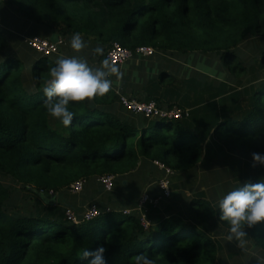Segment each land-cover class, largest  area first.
<instances>
[{
  "label": "trees",
  "instance_id": "trees-1",
  "mask_svg": "<svg viewBox=\"0 0 264 264\" xmlns=\"http://www.w3.org/2000/svg\"><path fill=\"white\" fill-rule=\"evenodd\" d=\"M3 3L14 6L26 20L44 26L46 33H57L62 40L61 53L66 41L79 33L92 41L93 49L103 48L102 55L93 52L98 61L118 43L133 52L140 46H152L162 60H167L164 55L196 54L208 63L216 61L235 83L250 69H264V0ZM5 34L1 26L0 264H88L91 257L82 258L83 251L99 247L105 249L106 264H135L141 253L150 255L155 264H216L219 245L207 232L209 225L216 220L230 229L219 218V200L214 206L199 193L189 198L187 217L149 218L148 227L143 226L137 211L124 215L118 208L106 210L98 205L102 213L74 225L66 220L64 208L8 212L12 192L1 177L11 178L25 191L52 204L56 203L53 197L77 180L115 175L118 182L143 159L160 161L174 173L192 172L205 156L213 159V148L206 142L209 133L235 153L264 154V79L246 89L238 113L227 118L205 117L210 125L206 132L191 120L194 110L190 109V119L175 120L148 118L125 108L126 112L118 111L119 95L113 82L103 96L70 103L74 118L65 127L59 120L51 122L43 92L51 79L49 68L61 58L60 49L48 56L22 57L12 51ZM250 47L259 54L256 67H250L244 55ZM153 57L151 62H139V69L151 67ZM149 81L148 95L138 100H152L160 107L166 93L180 90L182 85L166 68H158ZM174 104L185 107L178 102L169 106ZM260 175H237L231 190L245 182L264 183V175ZM243 230L254 247L264 252V221L253 227L245 225Z\"/></svg>",
  "mask_w": 264,
  "mask_h": 264
},
{
  "label": "rangeland",
  "instance_id": "rangeland-1",
  "mask_svg": "<svg viewBox=\"0 0 264 264\" xmlns=\"http://www.w3.org/2000/svg\"><path fill=\"white\" fill-rule=\"evenodd\" d=\"M1 26L4 27L6 32L5 35L10 42L12 51L16 55L23 57V55L35 56L38 54L29 47L27 41L32 35L44 37L46 28L26 20L14 6L5 4L2 0H0V27ZM84 41L87 43V47L84 48L82 52H76L72 49V53H78L79 56L77 55V57L86 59L89 66L93 67L90 65V61H98L97 56L93 54V47L92 44L90 45V41L87 39H84ZM244 55L248 65L250 67H256L254 64L257 63L259 57L257 50L250 47L244 51ZM51 57L53 59H58L56 55ZM154 58L160 60V53L157 52L152 59ZM169 58L171 60H169ZM190 58H192L193 61L189 63L190 68L185 67L186 70L189 69L186 74L182 61H184L183 59L187 61V57L170 55L167 57V60L161 59L162 63H167L166 70L169 72L171 71V74L175 76L176 80L182 81L180 90L175 89L172 92L166 93L167 95L162 102L164 104H162L163 107H168L170 102L190 99L196 91H203V93L201 92V96H203L204 101H207L209 104L208 107L206 106V108H208V116L227 118L233 115V113H238L240 111V105L243 104L242 102L246 99L245 93L238 91L237 88L246 85L247 82H258L264 79V69L254 68L252 70L250 69L247 74L242 75V79L239 80L238 83L236 82V84L230 76L226 75L222 68H218V63H216V61L212 62V65L209 66L212 67V70H218V73L212 72L211 74V70H209L208 74H211L212 78L208 77V80L200 79L199 77L197 78L199 75L195 74L196 71L194 69L198 65L196 66L193 62L197 64L203 62L201 59L200 61L198 60L199 56L196 54L190 55ZM101 62L102 61H98V63H100L99 66H101ZM165 79L168 80V77H165ZM57 120L56 118H52L51 122L55 123ZM191 120H195L197 125L200 126L199 129L201 131L206 132L210 127V125H208V118L207 120H203L195 110L194 113H192ZM206 142L208 146L213 148L211 152V154L214 155L213 159L209 160L207 159L208 157L206 158L205 156L194 171L188 173H174L172 175V178L174 179V177H176V179L172 180L171 196L167 199H163L161 204L156 207L165 210L163 215L181 214L187 217L188 212H190L188 200L189 198L199 195V193L216 206V202L220 200L224 194L231 191L234 178L237 175L243 172L249 173L252 177L256 178L261 177L260 174L264 175V165L256 163L255 166H253L252 154L248 156L233 152L222 142L215 141L211 133L208 134ZM159 172L161 174L159 173L157 176L154 175L152 182H155L158 177L161 178V175L163 177V172ZM131 175L132 174L128 176L130 181L128 186L124 188L113 187L111 192L105 194L100 193L97 182L90 179L86 182L84 190L80 194L73 195L65 191L57 197H53L56 203L52 204L48 202L46 204L44 200L38 198L29 191H25L20 184L9 177H1V179L9 186L12 192V197L7 204V211L12 213L25 210H42V208L46 209V207L61 211L71 203L78 204V206H80L79 208L83 205V207H85L93 202L102 207V201H110L109 204L113 205L111 200L123 201V205L118 207L121 210L125 208L123 206L134 210L133 208L135 207L131 206L129 201L131 198L133 200L137 193L147 185H145V181L141 182L138 176L131 177ZM48 198L50 199V197ZM110 208L113 207H109L106 210ZM148 214L149 212H146L147 218ZM207 232L219 245L216 264H264V252L254 247L247 235L240 240H236L235 238L228 240L229 230L216 220L210 223Z\"/></svg>",
  "mask_w": 264,
  "mask_h": 264
},
{
  "label": "clouds",
  "instance_id": "clouds-1",
  "mask_svg": "<svg viewBox=\"0 0 264 264\" xmlns=\"http://www.w3.org/2000/svg\"><path fill=\"white\" fill-rule=\"evenodd\" d=\"M70 47L80 52L87 47V43L79 33H75L71 37ZM93 52L102 55L103 48L97 46ZM48 71L51 79L43 89L44 103L49 114L65 127L74 118V113L69 110L70 103L103 96L112 87L109 77L115 75L119 78L122 75L119 68L108 58L103 59L100 67L93 68L86 59L77 56L59 58ZM252 160L253 166L256 163L264 165V154L253 153ZM218 203L219 218L230 225L227 239L240 240L246 235L243 226L253 227L264 221V183L245 182L241 187L224 194ZM104 251L103 247L95 251L85 249L82 258L91 257L88 264H106ZM135 264H155V261L150 255L141 253L136 256Z\"/></svg>",
  "mask_w": 264,
  "mask_h": 264
},
{
  "label": "built area",
  "instance_id": "built-area-1",
  "mask_svg": "<svg viewBox=\"0 0 264 264\" xmlns=\"http://www.w3.org/2000/svg\"><path fill=\"white\" fill-rule=\"evenodd\" d=\"M62 40L59 39L61 44ZM29 47L36 53L48 56L59 52V48L56 43L51 42L48 38L39 35L31 36L27 41ZM156 50L152 46H140L134 52L121 46L118 43L108 49L106 58L115 65H123L132 60L134 56L148 57L155 54ZM118 101L120 105L126 110L140 114L148 118H160L167 120L183 119L190 115L188 108L181 107L177 104L168 107H160L155 101H140L135 98H130L125 95H119ZM153 165L157 167L159 171L164 173L157 181L158 188L162 194L156 197L150 196L148 193H143L135 203L134 210L124 208L121 210L122 214L130 215L132 212L137 211L140 215L141 223L144 227H148L149 220L146 216V208L159 206L163 199H167L171 196V176L174 171L160 161H153ZM115 175H103L96 179L99 188L104 192H111L114 187ZM87 180H77L70 184L67 188V192L73 195L79 194L83 191ZM52 194V192H50ZM102 213L101 209L96 203L88 204L84 210L78 214L72 206L64 208V215L66 220L74 225L81 224L86 221H90Z\"/></svg>",
  "mask_w": 264,
  "mask_h": 264
},
{
  "label": "crops",
  "instance_id": "crops-1",
  "mask_svg": "<svg viewBox=\"0 0 264 264\" xmlns=\"http://www.w3.org/2000/svg\"><path fill=\"white\" fill-rule=\"evenodd\" d=\"M49 35L50 34L45 32L44 37L48 38ZM70 40L66 41L64 48H63L64 50L62 53H61L62 49H60L59 56L71 57L72 55H75V56L78 55V53H76V54L72 53L73 50L71 47H69L70 46L69 45ZM89 43L91 45L92 41H90ZM82 51L83 50H81L80 52H82ZM153 56L154 55L149 56V57H137V58H134V60L132 59L123 65L117 66L119 68L120 72L122 73V75L119 78H117L114 75V77H112L111 80L114 83L113 88L115 89V92L118 95H125V96H128L130 98H135V99H138L139 97H142V96L146 97V95H148L146 84L147 83L149 84V82H150L149 80H150V78H152V73L156 72L158 70V68H162V69L166 68L165 66L167 64L166 62L162 63L161 59L157 60V58L156 59L154 58V59H152L153 65L151 67L147 66L145 69H142V70L139 69V66H138L139 62H141V61L144 62L146 60H148L147 62H151L150 57H153ZM164 57H168V56L164 55ZM142 58H143V60H142ZM200 59L202 60L203 63L197 64V63L193 62V64H196V66L198 65L197 67H199V68H197V67L194 68L196 73L193 72V73L199 75V76H197V78L199 77L200 79H207L208 80V77L212 78V75H211L212 72L218 73V71L216 69L212 70L211 69L212 67L209 66V65H212L211 64L212 62L208 63L203 58L199 57L198 60L200 61ZM169 60H171V59L169 58ZM183 60H184V61H182L183 68H185V67L190 68L189 63H190V61L192 62L193 59L190 58V56H188L187 61L185 59H183ZM99 64L100 63H98V61H95V62L90 61V65H92L94 68L100 67ZM188 70H186V68H185V74L187 73ZM209 70H211L210 75L208 74ZM170 73H171V71H170ZM254 83H256V81L247 82L246 85L238 87L237 90L245 92L246 89H248L250 87V85H252ZM201 92L203 93V91H200V92L196 91L194 93V95L191 96L190 99L179 100L178 103L182 104L186 108L188 107V109H190V110H195V112L204 120L205 117L208 116V108H206V106L208 107L209 104L207 101H204L203 96H201ZM119 106L121 107L120 103H119ZM120 107L118 108V111L126 112V110H124L123 107H122L123 110ZM159 173H160L159 170L157 169V167L155 165H153V162L143 159V160H140L138 162L137 167L133 171H131L130 173L122 175L120 181L117 182L116 181L117 176H115V181H114L115 186L114 187L115 188H117V187L124 188V187L128 186L130 183L128 176H130V174H132L131 177L138 176V178L141 182L145 181V185H147V186L144 187V189H142L139 193H137V195L135 196V198L133 200L131 198V200L129 201V204L131 206H135L136 201L138 200V198L143 193H148L152 197H156V196H159L162 194L161 190L158 188V185H156L157 181L159 180L160 177L156 178L155 182H152L153 176L154 175L157 176V175H159ZM163 175H164V173H163ZM161 177H162V175H161ZM172 177L173 176H171V178H170L171 186L173 183L172 180L176 179V177H174V179ZM99 192L104 193V194L108 193V192L102 191L100 188H99ZM111 202H113V205L109 204L110 201H107V202L102 201L101 202L102 208H104V209H107V207L118 208V207L123 205V201L121 202V200H115V201L111 200ZM161 202H160V204H161ZM68 206H72L77 212H80V213L86 207V206L83 207L84 206L83 205L81 208H79L80 206H78V204H74V203H71ZM123 207L128 208L126 206H123ZM119 210H121V209H119ZM146 212H149L148 218H150V219L152 218L154 220H159L161 217L166 216V215H163V212H165V210L161 209V208L154 209L153 207H147Z\"/></svg>",
  "mask_w": 264,
  "mask_h": 264
},
{
  "label": "water",
  "instance_id": "water-1",
  "mask_svg": "<svg viewBox=\"0 0 264 264\" xmlns=\"http://www.w3.org/2000/svg\"><path fill=\"white\" fill-rule=\"evenodd\" d=\"M48 39L53 42V43H56V45L58 46V48L60 49V46L61 44L59 43V35L57 33H51L49 36H48Z\"/></svg>",
  "mask_w": 264,
  "mask_h": 264
}]
</instances>
